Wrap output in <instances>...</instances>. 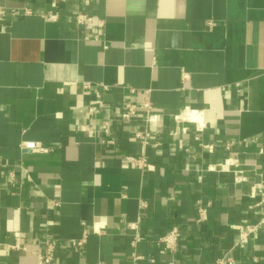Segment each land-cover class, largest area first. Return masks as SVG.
Segmentation results:
<instances>
[{"label":"crops","instance_id":"obj_1","mask_svg":"<svg viewBox=\"0 0 264 264\" xmlns=\"http://www.w3.org/2000/svg\"><path fill=\"white\" fill-rule=\"evenodd\" d=\"M263 215L264 0H0V264H264Z\"/></svg>","mask_w":264,"mask_h":264},{"label":"built area","instance_id":"obj_2","mask_svg":"<svg viewBox=\"0 0 264 264\" xmlns=\"http://www.w3.org/2000/svg\"><path fill=\"white\" fill-rule=\"evenodd\" d=\"M46 20H56V16L52 14H48L46 16ZM87 15L86 14H76L74 17V22L77 26L81 28H85L87 26ZM98 28H102L103 22H98L97 24ZM84 40H88V38H84ZM96 41V39H94ZM88 86H86L87 88ZM102 92L107 91V87L101 86ZM97 97L98 94H97ZM123 114L128 118L131 119L135 116L136 112L143 111L145 114V121L149 122L151 121L152 117V106L148 103L138 104L134 102H128L125 101L122 105ZM89 113H92V110H89ZM154 117H157L155 115ZM173 120L175 122H187L192 123L194 125V129L197 132H200L203 128L202 124V112L199 111H192L188 110L184 116H174ZM108 132V127L105 128L104 133ZM187 131L185 128L181 129V133L185 134ZM171 137L176 135V132L173 130L169 134ZM151 134L148 131L143 132H135L132 136V140L137 141L140 143V145L147 146L149 143ZM194 140L196 142L200 141L198 137H195ZM46 149H38V152H46ZM125 162L129 165H133L134 167H137L139 169H145L147 167V160L143 155L140 156H126ZM231 164H228V162H224L219 166L220 171H228ZM256 190L260 189L259 185L254 186ZM198 221H202L205 219V213L202 207L200 206V203L198 202ZM264 225V215L256 222L255 224H248V225H242L235 227V230L237 231V241L234 244L233 248L237 249H243L248 244L250 237L257 232L260 226ZM129 228L135 232H137V224L132 223L129 225ZM180 238V233L178 228L172 227L166 234L159 237L156 241V245L159 246L164 252H167L169 254H174L177 250L178 241ZM86 239V234L82 236V238L78 241H72L71 246L74 248L82 247ZM139 241L138 235L136 234L131 242V244H135ZM12 249H19L17 246L11 247ZM55 249V244L52 242H49L46 244L45 250L43 254H39L37 256L38 258V264H49L52 260V255ZM231 251V250H230ZM230 251H227L219 258L215 259L211 264H235V259L231 256ZM141 257H134V261L141 260ZM96 264H104V263H96Z\"/></svg>","mask_w":264,"mask_h":264}]
</instances>
